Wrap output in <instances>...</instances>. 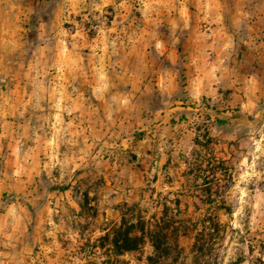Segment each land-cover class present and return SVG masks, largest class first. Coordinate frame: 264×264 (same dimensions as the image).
Returning <instances> with one entry per match:
<instances>
[{
	"label": "rangeland",
	"instance_id": "obj_1",
	"mask_svg": "<svg viewBox=\"0 0 264 264\" xmlns=\"http://www.w3.org/2000/svg\"><path fill=\"white\" fill-rule=\"evenodd\" d=\"M69 1L0 0V214H8L10 224L52 228L71 264H151L149 242L140 252L107 255L101 237L120 224L125 203L139 202L149 219L178 200L180 217L217 215L225 226L220 239L195 257L194 238H183L185 264H264V216L257 213L264 210V178L257 171L260 156L253 152L264 137L240 120V106L224 103L231 92L186 105L166 127L106 138L98 154L92 148L75 165L48 123L38 138L32 108L24 115L18 96L39 47L54 45V36H95L121 17L97 0H88L94 3L88 9H68ZM146 15L136 7L124 17ZM201 24L208 30L209 16ZM107 243L111 247V240ZM181 260L171 256L161 264Z\"/></svg>",
	"mask_w": 264,
	"mask_h": 264
},
{
	"label": "crops",
	"instance_id": "obj_2",
	"mask_svg": "<svg viewBox=\"0 0 264 264\" xmlns=\"http://www.w3.org/2000/svg\"><path fill=\"white\" fill-rule=\"evenodd\" d=\"M136 1L97 0L121 17L95 36H54V45L39 47L18 96L24 115L32 108L38 138L48 123L56 143H64L61 152L75 165L92 148L98 154L106 138L166 127L179 109L219 91L232 93L224 103L240 106V120L264 137V3ZM91 4L71 0L67 7L88 9ZM136 7L146 17H124ZM205 16L208 30L202 29ZM135 144L139 149L140 140ZM253 152L260 156L257 171L264 178V143ZM257 213L264 216V210ZM8 217L0 214V264H71L52 228H30L17 220L10 224Z\"/></svg>",
	"mask_w": 264,
	"mask_h": 264
},
{
	"label": "trees",
	"instance_id": "obj_3",
	"mask_svg": "<svg viewBox=\"0 0 264 264\" xmlns=\"http://www.w3.org/2000/svg\"><path fill=\"white\" fill-rule=\"evenodd\" d=\"M122 211L121 222L102 236L101 247L105 253L122 255L127 252H140L149 242L153 246V254L148 256L151 264H161L174 256L176 261L182 258L180 264H185L186 249L181 240L186 237H193L192 254L197 256L211 248L212 242L222 236L225 226L218 216H209L194 220L191 217L182 218L183 213L179 207L178 200L175 207L164 204L161 215L154 214L149 219L144 214L140 203L129 205ZM201 223L203 228L198 229ZM112 234V238H110ZM111 240V247H106ZM109 263V261H106Z\"/></svg>",
	"mask_w": 264,
	"mask_h": 264
}]
</instances>
